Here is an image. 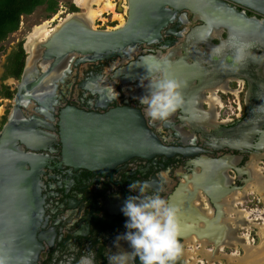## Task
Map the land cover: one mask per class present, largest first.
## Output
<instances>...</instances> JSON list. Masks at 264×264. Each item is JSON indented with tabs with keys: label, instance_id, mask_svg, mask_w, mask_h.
Wrapping results in <instances>:
<instances>
[{
	"label": "flooded vegetation",
	"instance_id": "1",
	"mask_svg": "<svg viewBox=\"0 0 264 264\" xmlns=\"http://www.w3.org/2000/svg\"><path fill=\"white\" fill-rule=\"evenodd\" d=\"M224 1L249 18L264 20L253 10ZM114 4L125 23L128 1L114 0ZM80 11L78 8L71 14ZM59 15L52 16H58L53 24L65 21ZM94 21L95 26L101 25L98 29L115 30L124 24L114 18L107 23ZM210 29L201 17L182 10L162 27L158 40L139 44L132 55L103 60L77 55L55 83L57 105L51 119L35 113L33 108L25 110L30 119L38 118L45 124L42 130L56 137L48 149L38 153L48 161L40 178L44 218L37 233L42 250L36 264H79L88 252L95 253L96 264H108L110 253L130 252L129 244L117 237L127 231V218L121 211L125 200L129 195H138L129 190L132 181H147L148 194L159 193L179 210L183 253L176 264H260L264 259L260 254L264 249H256L260 236L264 238V200L255 187L258 182L260 189L264 188V146L256 147L261 137L254 128L240 130L249 115V81L222 69V64L231 65L230 56L225 50L222 56H214L212 50L222 45L227 32ZM26 43L19 44L11 56L10 72L21 48L26 62ZM150 60L155 64L166 60L168 72L184 61L189 67H200L204 77L191 83L178 81L184 104L167 121L149 118L146 106L139 102L140 97L149 94L153 76H134L128 70L134 63L147 64ZM249 65L247 76L250 67L256 66ZM24 68L25 63L19 76L12 75V86L7 85L12 97L7 98L4 92L3 97L11 103ZM44 72L40 68V73ZM68 107L101 116L121 109L139 111L163 148L150 158L132 156L93 170L68 166L62 157L59 127L60 112ZM242 142L247 144L239 146ZM216 161L220 162L219 169L214 165ZM212 167L223 176L215 188L225 192L214 198L206 192L202 180ZM132 264H140L139 259Z\"/></svg>",
	"mask_w": 264,
	"mask_h": 264
},
{
	"label": "water",
	"instance_id": "2",
	"mask_svg": "<svg viewBox=\"0 0 264 264\" xmlns=\"http://www.w3.org/2000/svg\"><path fill=\"white\" fill-rule=\"evenodd\" d=\"M127 1L128 17L118 29H97L96 22L91 21L83 7L82 11L70 14L47 37H34L25 44V68L20 82L16 83L12 110L0 130V259L4 264H36L42 250L38 242L40 237H37L44 218L40 178L48 157L38 153L48 149L56 137L42 130L40 127L45 124L42 125L38 118L30 119L25 110L33 108L35 113L51 119V112L57 105L54 104L55 83L66 74L70 61L77 55L91 60L132 55L139 44L158 40L162 27L175 13L188 10L210 25V31L227 32L221 46L230 56V63L234 46L241 42L246 45L247 65L239 71H231L249 81V115L240 130L254 128L261 137L256 147L262 149L264 146V132H261L264 123V20L249 18L224 0ZM228 1L264 16V0ZM148 65L155 63L151 60L147 64L134 63L128 70L134 76L148 74ZM248 65H256L250 67L249 76L246 74ZM175 67L169 74L177 81L191 83L204 78L200 67H189L184 61ZM40 68L45 69L43 74ZM59 127L63 161L75 168L93 170L113 166L132 156L150 158L163 148L140 112L133 109L101 116L68 107L60 112ZM246 144L242 142L239 146ZM219 163L214 164L218 169ZM220 177L223 178L216 167H212L202 179L212 198L225 193L215 188ZM256 249H264L261 236ZM260 254L263 256L264 252ZM262 260L260 264H264Z\"/></svg>",
	"mask_w": 264,
	"mask_h": 264
},
{
	"label": "clouds",
	"instance_id": "3",
	"mask_svg": "<svg viewBox=\"0 0 264 264\" xmlns=\"http://www.w3.org/2000/svg\"><path fill=\"white\" fill-rule=\"evenodd\" d=\"M223 53V46L212 50L214 56ZM245 62L246 45L241 42L234 46L231 65L222 64L221 67L227 71H239ZM168 67L166 60L146 67L153 79L149 94L140 97L139 102L146 106V115L154 121H167L184 104L182 85L170 76ZM128 187L138 195H129L125 200L121 211L127 218V231L117 240L126 241L131 251L110 253L108 264H132L137 258L140 264H176L183 253L179 210L159 193L148 194L150 185L147 181H132ZM79 264H96L95 253L82 256Z\"/></svg>",
	"mask_w": 264,
	"mask_h": 264
},
{
	"label": "rangeland",
	"instance_id": "4",
	"mask_svg": "<svg viewBox=\"0 0 264 264\" xmlns=\"http://www.w3.org/2000/svg\"><path fill=\"white\" fill-rule=\"evenodd\" d=\"M56 1L58 2L56 15H58V13L61 11V13H59V14H61V15H59V17H63L65 20L71 14V12H73L72 7L76 6L74 3L75 0H56ZM106 1L107 0H98L97 2H94L93 4L89 3L90 5L92 4L90 6V9L88 10L91 21H92V19L93 20L101 19V20H103V23H107L108 21H110V19L114 18L116 20H119L122 24L123 16L119 15L115 9H114V11L107 10L106 13H103L102 15H99V16L92 15V11L96 12L97 10H99V8L104 3H106ZM111 1H112V3H114V0H111ZM76 3L78 4L77 0H76ZM83 4L85 5V8L88 7L87 4H85V2ZM97 6H99V7H97ZM47 9H48V5H44L43 7H39L32 15L23 16L19 30H17L14 33L9 34L8 37L0 44V129H2L1 126L4 122L3 120L6 117L9 110H11V105H12L10 102V99H6L3 97L4 92L7 91V89H8L7 87H9V86L11 87L12 86L11 82H13L12 81V75L10 74V71L8 69V67H9L8 63L10 61L11 56L17 50L19 44L21 45L22 42H24L25 40L28 41L30 39V37H32L35 29L42 27L45 24L49 23V25H48L49 29L48 30L51 31L57 25H59L61 23L58 20L57 25L55 23L53 24L52 20L54 18H58V16H55L52 18V16H54L55 14L48 12ZM109 14L112 17L111 16L108 17ZM23 21H24V23H23ZM52 25H56V26L53 28ZM100 26L101 25H96V28L97 29L102 28ZM7 85H9V86H7ZM193 250H196V248H193ZM210 264H213V263L210 262ZM218 264H221V263H218Z\"/></svg>",
	"mask_w": 264,
	"mask_h": 264
},
{
	"label": "trees",
	"instance_id": "5",
	"mask_svg": "<svg viewBox=\"0 0 264 264\" xmlns=\"http://www.w3.org/2000/svg\"><path fill=\"white\" fill-rule=\"evenodd\" d=\"M48 4V12L55 14L57 12V2L55 0H0V44L9 34L16 32L20 28L23 16L32 15L39 7ZM73 11H77L73 8ZM25 52L21 48L20 52L14 56V70L11 75L19 76L24 67ZM7 98L12 95L7 91Z\"/></svg>",
	"mask_w": 264,
	"mask_h": 264
},
{
	"label": "bare ground",
	"instance_id": "6",
	"mask_svg": "<svg viewBox=\"0 0 264 264\" xmlns=\"http://www.w3.org/2000/svg\"><path fill=\"white\" fill-rule=\"evenodd\" d=\"M78 1V4L80 6L85 7V5L83 4L85 2V4L88 5V1L87 0H77ZM115 9V5L114 3H112L111 0H107L106 3H104L100 8L99 10H97L96 12L95 11H92V14L93 15H102L103 13L107 12V10H110V11H114ZM100 11V12H99ZM100 13V14H99ZM117 17V16H116ZM124 22H122L123 24ZM48 24H45L44 26L42 27H39L37 29H35L34 31V34L32 35V37H30V39L34 38V37H47L51 31H49L48 29ZM34 36V37H33ZM256 168V167H255ZM257 181V180H256ZM255 187H256V190L261 194L263 200H264V188H261L260 189V186H259V183L256 182L255 183ZM238 193V192H237ZM242 196V195H241ZM234 197V196H233ZM242 204V203H241ZM263 230V229H262ZM223 247V246H222ZM220 250V249H219ZM260 250V249H259Z\"/></svg>",
	"mask_w": 264,
	"mask_h": 264
},
{
	"label": "crops",
	"instance_id": "7",
	"mask_svg": "<svg viewBox=\"0 0 264 264\" xmlns=\"http://www.w3.org/2000/svg\"><path fill=\"white\" fill-rule=\"evenodd\" d=\"M55 1H56V0H55ZM87 1H88V5H87L88 7H87V8H88V10H89V9H90V6H91L92 4L89 6V2H90V0H87ZM56 2H57V1H56ZM74 3H75V5H76V6H74V5H73L74 7H72V8H76V9H78V8H79V9H81V10H82V7H81V6H79V5L76 3V0H75V2H74ZM57 4H58V2H57ZM46 5H48V4H46ZM42 7H43V6H42ZM77 7H78V8H77ZM92 15H93V14H92ZM118 17H119V16H118Z\"/></svg>",
	"mask_w": 264,
	"mask_h": 264
},
{
	"label": "snow or ice",
	"instance_id": "8",
	"mask_svg": "<svg viewBox=\"0 0 264 264\" xmlns=\"http://www.w3.org/2000/svg\"><path fill=\"white\" fill-rule=\"evenodd\" d=\"M0 264H4V261H3V259H0Z\"/></svg>",
	"mask_w": 264,
	"mask_h": 264
}]
</instances>
